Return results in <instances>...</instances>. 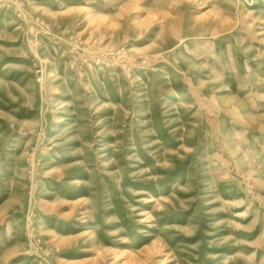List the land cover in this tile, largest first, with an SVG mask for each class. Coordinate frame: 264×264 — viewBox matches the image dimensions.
<instances>
[{
	"label": "rangeland",
	"instance_id": "1",
	"mask_svg": "<svg viewBox=\"0 0 264 264\" xmlns=\"http://www.w3.org/2000/svg\"><path fill=\"white\" fill-rule=\"evenodd\" d=\"M0 264H264V0H0Z\"/></svg>",
	"mask_w": 264,
	"mask_h": 264
}]
</instances>
